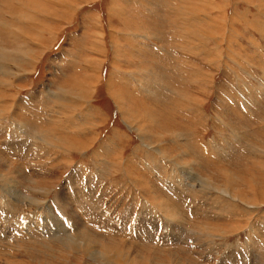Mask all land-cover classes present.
I'll use <instances>...</instances> for the list:
<instances>
[{
    "label": "rangeland",
    "instance_id": "rangeland-1",
    "mask_svg": "<svg viewBox=\"0 0 264 264\" xmlns=\"http://www.w3.org/2000/svg\"><path fill=\"white\" fill-rule=\"evenodd\" d=\"M60 1L0 0V264H264L260 0Z\"/></svg>",
    "mask_w": 264,
    "mask_h": 264
},
{
    "label": "bare ground",
    "instance_id": "bare-ground-1",
    "mask_svg": "<svg viewBox=\"0 0 264 264\" xmlns=\"http://www.w3.org/2000/svg\"><path fill=\"white\" fill-rule=\"evenodd\" d=\"M66 1V0H65ZM55 2H57V3H59V2H61L60 0H52V3L54 4ZM46 3H49V2H45V5H47ZM65 4V3H64ZM72 4V3H71ZM71 4H70V7H71ZM205 4V3H204ZM203 5V4H202ZM257 5V8L264 14V0H260L259 1V3L258 4H256ZM198 6V5H197ZM196 6V7H197ZM29 7H31V6H29ZM28 7V8H29ZM30 10H33V12L34 11H36L39 15H41V14H44V15H47L46 17L45 16H43V18L44 19H42V21H43V23H42V25H41V29L44 27V26H46L47 25V20L46 19H49V17L50 16H56V12L54 13L52 10V12L50 11V12H48V11H45V10H48L45 6H42V7H37V8H34V7H32V8H29ZM53 9V8H52ZM62 9V8H61ZM67 9V8H66ZM50 10V9H49ZM69 10V9H68ZM201 10V9H200ZM55 11V10H54ZM72 11V10H71ZM260 12V13H261ZM71 13V12H70ZM58 15V14H57ZM62 15V14H61ZM61 15H58V16H60L61 17ZM69 15V13H66V16H68ZM18 16H19V18L20 19H22V20H30L29 22L31 23L32 22V19L31 18H34V19H37L38 17H36V15H29V13H27V10L22 6V9H21V12L20 13H18ZM26 16H29L30 18H28L27 19V17ZM25 17H26V19H25ZM62 17H64V15L62 16ZM225 18V17H224ZM197 19V18H196ZM185 20V19H184ZM20 21V20H19ZM188 21V20H187ZM198 21V20H197ZM247 22V21H246ZM33 23V22H32ZM3 24V23H2ZM5 24V23H4ZM34 24V23H33ZM190 24V23H189ZM197 24V23H196ZM8 25V24H7ZM35 25V24H34ZM248 25V24H247ZM253 26H255L256 28H257V30H259L260 32H262L263 31V28H262V24L260 23V24H258V23H253L252 24ZM188 26V25H187ZM37 27V26H36ZM40 27V26H39ZM189 27V26H188ZM254 27V28H255ZM253 28V29H254ZM185 31L187 32V29H185ZM191 31V30H190ZM215 34V33H214ZM18 37V36H17ZM254 43V42H253ZM252 45V44H251ZM232 50V49H231ZM3 51V50H2ZM7 52V53H6ZM6 52L4 51V52H1L0 51V60H6V61H9L10 63H15V62H17V60L15 59V58H12V57H9V53H8V51L6 50ZM26 52V51H25ZM234 52V51H233ZM246 53V52H245ZM21 54V53H20ZM26 54V53H25ZM26 58L28 57H30V55H24ZM32 58V57H31ZM28 61H29V59H28ZM27 61V62H28ZM2 62V61H1ZM17 64V63H16ZM15 64V65H16ZM12 65V64H11ZM29 65H31V63L29 64ZM92 80V79H91ZM89 82V81H88ZM94 82V81H93ZM83 84V83H82ZM96 84V83H95ZM79 86V85H78ZM93 87V86H92ZM94 91V90H93ZM81 92V91H80ZM93 93V92H92ZM73 95V94H72ZM156 95V94H155ZM61 96V95H60ZM80 97V98H84V97H86L85 95H83V92H81L80 94H74V97ZM184 96V95H183ZM117 100H119V101H124V99H122L118 94H116L115 96H114ZM64 102V104H67L68 102H70V101H63ZM72 102H73V100H72ZM71 102V103H72ZM86 101H76V104L78 103V104H83V103H85ZM62 103V102H61ZM87 103H88V101H87ZM84 105V104H83ZM60 106H61V104H60ZM71 106V105H70ZM57 107V106H56ZM81 107H83V106H81ZM75 108V107H74ZM77 108V107H76ZM85 109H86V107H85ZM87 109H89V108H87ZM60 110V109H59ZM73 110V109H72ZM83 111V110H82ZM87 112V111H86ZM151 112V111H150ZM161 113V112H160ZM131 118L130 119H128L127 121L130 123V125H132L134 128H136L137 130H141L142 129V126L141 125H145V120H148V118H149V115L148 116H140V115H138V114H135V113H132V111H131ZM151 114V113H150ZM152 115V114H151ZM154 115V114H153ZM156 115V114H155ZM154 115V116H155ZM66 116V115H65ZM65 118V117H64ZM69 120V119H68ZM24 127V126H23ZM27 127V126H26ZM92 128V127H91ZM180 128V127H179ZM24 131V130H23ZM181 131V130H180ZM22 133V132H21ZM175 134V133H174ZM48 136H50V135H48ZM55 137V136H54ZM73 137V138H72ZM71 137V135H69V136H60L59 137V140L61 141V143H62V146L63 147H65L66 149L68 148V149H70V150H72V149H74V150H77L78 148H80V147H83L84 146V142H81L79 139H77V138H75L74 136H72ZM160 137V136H159ZM53 138V137H52ZM84 138V137H83ZM32 139V138H31ZM54 139V138H53ZM55 139H56V137H55ZM57 140H58V137H57ZM22 141V140H21ZM46 141V140H45ZM58 142V141H57ZM54 145V144H53ZM24 146V145H23ZM150 147V146H149ZM62 148V147H61ZM64 149V148H63ZM152 149V148H151ZM161 150V149H160ZM159 150V151H160ZM160 153H162L161 151H160ZM161 155V154H160ZM113 156V155H112ZM3 157V156H2ZM183 166V165H182ZM183 170H187V169H183ZM185 172V171H184ZM187 172V171H186ZM188 173H189V171H188ZM187 174V173H186ZM192 174V173H191ZM193 175V174H192ZM193 176H197V175H193ZM188 178V177H187ZM198 178V177H197ZM189 179V178H188ZM190 180V179H189ZM198 180V179H197ZM199 181V180H198ZM203 181V180H202ZM194 182V181H193ZM199 182H201V180L199 181ZM33 183V182H32ZM36 183V182H35ZM200 184V183H199ZM206 187H207V183H206ZM205 187V188H206ZM242 187V186H241ZM201 188V187H200ZM204 188V189H205ZM202 189H203V187H202ZM200 191V190H199ZM250 192V191H249ZM255 192V194H256V196H257V198H259V197H261V199L262 200H264V188H259V190L257 189V191H254ZM37 193V192H36ZM246 194H247V192H246ZM237 195V194H236ZM238 196V195H237ZM238 198V197H237ZM31 199V198H30ZM168 199V198H167ZM167 199H165V200H167ZM244 199V198H243ZM165 200H163V201H165ZM242 200V199H241ZM159 201V200H158ZM160 202H161V200H160ZM166 202V201H165ZM170 202H171V200H170ZM166 203H168V202H166ZM174 204V203H173ZM162 206V205H161ZM259 206V205H258ZM166 207V206H165ZM175 207V206H174ZM173 207V208H174ZM170 208H172V207H170ZM164 210V209H163ZM178 210V209H177ZM176 214V213H175ZM178 214V213H177ZM180 214V213H179ZM178 214V215H179ZM170 216H171V214H170ZM174 216V215H173ZM172 216V217H173ZM176 217V216H175ZM178 218H180V216L178 217ZM174 219V218H173ZM177 219V218H176ZM184 220V219H183ZM178 221H179V219H178ZM77 223H78V221H77ZM178 224H179V222H178ZM178 224H177V226H178ZM181 224V223H180ZM182 225V224H181ZM180 226V225H179ZM175 227V226H174ZM264 239V238H263ZM263 243V242H262ZM254 244H256V243H254ZM123 245V244H122ZM261 245V244H260ZM112 245H110V247H111ZM114 247V246H113ZM112 247V248H113ZM263 247V246H262ZM103 248V247H102ZM259 248V247H258ZM111 249V248H110ZM115 249H116V246H115ZM119 249H121V244H120V248ZM140 249V248H139ZM112 250V249H111ZM103 252H104V256L102 255V257L105 259V258H109L110 257V254H109V252H110V250H107V249H105V247L103 248V250H102ZM122 251V250H121ZM127 251H129V250H127ZM142 251V250H141ZM112 252H114V253H117V252H119V251H117V252H115V251H113L112 250ZM123 252V251H122ZM122 252H120V253H122ZM131 254H133V251L131 252V251H129V256H131ZM142 254V253H141ZM152 254V253H151ZM144 255V254H143ZM117 256L119 257V256H122L125 260H126V262H129V260H130V258L128 257V258H126V256H124V253H123V255H121V254H119V253H117ZM170 256H172V254L170 255ZM150 257V256H149ZM156 257V256H155ZM175 257V256H174ZM139 258V256L138 257H136V259H138ZM150 258H152V255H151V257ZM166 258V257H165ZM169 258V257H168ZM136 259L134 260V259H131L132 261L131 262H133L134 264H136L138 261H139V259H138V261H136ZM141 259V258H140ZM123 260V259H122ZM142 260V259H141ZM168 260V259H167ZM145 261V260H144ZM157 261V260H156ZM175 261V260H174ZM179 261V260H178ZM131 262H129L130 264H131ZM136 262V263H135ZM149 262H151L150 261V259H149ZM167 262V261H166ZM173 262V261H172ZM128 263V264H129ZM139 263V262H138ZM176 263V262H175ZM169 264V263H168Z\"/></svg>",
    "mask_w": 264,
    "mask_h": 264
}]
</instances>
